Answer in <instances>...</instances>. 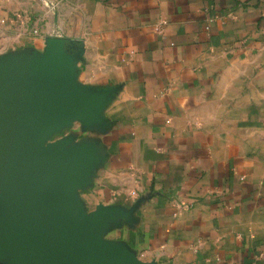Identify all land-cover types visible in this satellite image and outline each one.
<instances>
[{"label": "crops", "instance_id": "0c3cea01", "mask_svg": "<svg viewBox=\"0 0 264 264\" xmlns=\"http://www.w3.org/2000/svg\"><path fill=\"white\" fill-rule=\"evenodd\" d=\"M50 41L79 113L44 145L85 154L90 228L143 264H264V0H0V58Z\"/></svg>", "mask_w": 264, "mask_h": 264}, {"label": "water", "instance_id": "95a60500", "mask_svg": "<svg viewBox=\"0 0 264 264\" xmlns=\"http://www.w3.org/2000/svg\"><path fill=\"white\" fill-rule=\"evenodd\" d=\"M56 48L50 41L46 55L30 62L0 58V254L12 244L16 260L29 264H87V256L143 264L90 228L103 212L86 215L72 200L85 154L44 145L51 129L79 113L55 89Z\"/></svg>", "mask_w": 264, "mask_h": 264}, {"label": "built area", "instance_id": "2783aa9c", "mask_svg": "<svg viewBox=\"0 0 264 264\" xmlns=\"http://www.w3.org/2000/svg\"><path fill=\"white\" fill-rule=\"evenodd\" d=\"M161 25L156 26V30H160Z\"/></svg>", "mask_w": 264, "mask_h": 264}]
</instances>
